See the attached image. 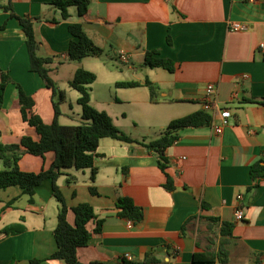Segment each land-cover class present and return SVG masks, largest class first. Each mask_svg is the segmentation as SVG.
Listing matches in <instances>:
<instances>
[{
	"label": "crops",
	"instance_id": "crops-1",
	"mask_svg": "<svg viewBox=\"0 0 264 264\" xmlns=\"http://www.w3.org/2000/svg\"><path fill=\"white\" fill-rule=\"evenodd\" d=\"M8 1L0 0V74L8 73L13 80L0 107V143L6 145L19 144L25 136L39 140L35 128L15 107L17 84L34 99L35 112L46 123H52L55 115L52 90L30 69L22 26L3 8ZM52 1L12 0L18 15L41 17L35 21V33L41 43L40 55L54 59L51 75L71 64L66 60L73 39L70 24L83 25L103 54L74 62L72 78L80 68L100 69L108 75V94L95 101L100 93L94 83L91 103L107 112L135 141H100L94 183L91 169L75 168L66 170L57 181L70 209L90 203L98 220L104 221L102 231L79 249L80 260L120 264L123 257L143 260L152 252L159 264H264V176L257 181L258 188L249 191L254 185L251 166L264 162V105L248 102L264 99V53L260 48L264 44V0H89L84 16L71 7L68 20L61 19ZM234 23L246 28L234 31ZM154 50L174 63V72L144 66L146 54ZM104 56L125 69L111 65ZM130 81L140 86L116 85ZM147 81L157 88L154 101ZM209 84L217 87L208 99L213 105L208 110L213 123L183 130L167 150L166 173L175 186L167 190V175L159 168L157 154L141 142L157 139L174 119L204 110ZM66 101L67 94L64 106ZM68 106L71 113L61 110V117H80L78 107ZM224 110L231 117L218 134L214 127L222 124ZM54 160V152L24 154L19 165L25 172L39 173ZM90 186L96 187L98 195L90 192ZM239 194L244 197L241 203ZM123 197L143 208L142 223L135 225L117 215L116 205ZM239 204L244 210L242 221L235 219ZM59 210L50 180L37 188L33 203L19 186L0 189V232L12 225L24 227L23 232L0 240V264H32V260L67 264L49 260L58 248L54 230ZM68 219L75 223L72 210ZM224 223L233 224L232 236L223 235ZM95 227L96 222L89 223L90 230ZM222 247L227 256L221 253ZM195 254L213 260L195 262Z\"/></svg>",
	"mask_w": 264,
	"mask_h": 264
},
{
	"label": "trees",
	"instance_id": "trees-1",
	"mask_svg": "<svg viewBox=\"0 0 264 264\" xmlns=\"http://www.w3.org/2000/svg\"><path fill=\"white\" fill-rule=\"evenodd\" d=\"M59 10L61 19L68 20L71 17L70 8L76 7L80 17L88 12L89 0H53L51 3ZM10 13V18L17 19L26 35V45L30 57V69L39 74L46 86L52 90L53 97H58L54 101V120L52 123H46L40 115L35 112V101L29 96L21 85L17 84L19 90V99L15 104L23 120L31 127L35 128L39 135V140L25 136L19 144L0 143V158L3 161V169L0 170V189H6L13 186H19L24 194L29 196V202L33 203L37 188L45 180H50L53 184V196L60 205L58 214V223L54 230V236L57 242V250L49 257V260H62L67 264H105L100 262L83 263L79 258V249L88 245L94 233L102 231L103 220H98L94 207L90 203H80L73 208H69L63 192L57 184L58 179L65 174L68 169L77 170L91 169V181L95 182L98 174V168L95 165V159L99 155L100 141L104 138H112L125 143H134L135 141L118 128L113 118L105 111H100L91 103V86L96 82L95 73L78 69L73 79L70 81L71 88L80 93L78 103L82 108V123L79 125H62L60 117L62 115L60 103L64 102L66 92L59 90L51 76L54 59L44 57L39 53L41 43L38 41L35 33V21L41 17H30L18 15L14 8L12 0L3 7ZM58 23V21H55ZM6 24L1 26L4 29ZM69 32L73 39L70 41L67 61H81L87 57H100L103 49L100 48L85 31L81 23H73L69 26ZM167 41L172 44L171 36H167ZM157 50L146 54L144 66L151 68H163L169 72H174V63L166 58L159 56ZM13 83L8 73L0 74V107L5 101V92L9 84ZM118 87L135 88L140 83L135 81L118 82ZM150 89L151 100L157 93V88L150 82H146ZM250 103L264 105L262 100H250ZM213 116L207 110H201L181 118L171 121L162 134L155 140L141 144L148 150L154 151L158 156L160 170L167 175V190H174L175 186L172 178L166 173L169 165L167 150L173 146L181 137V132L187 128H197L211 126ZM48 152L55 153V160L51 167L42 170L39 173L25 172L21 170L19 162L24 154L34 156H44ZM264 176V162H258L251 166L250 177L254 185L249 191L258 188L257 181ZM90 192L98 195L95 186H90ZM117 215L120 218L131 221L137 225L143 222L145 213L143 208L137 206L135 202L128 197L120 198L117 202ZM72 210L75 215V223L71 224L68 219L69 211ZM96 222L94 230L89 229V223ZM226 230L223 235L232 236L233 224L224 223ZM24 231L22 225H12L0 232V240L10 235H15ZM224 245V244H223ZM221 253L227 256L226 250L222 247ZM195 262H211L213 257L206 254H195ZM40 260H32V264H38ZM160 260L152 253H148L143 260L129 259L123 257L120 264H159Z\"/></svg>",
	"mask_w": 264,
	"mask_h": 264
},
{
	"label": "rangeland",
	"instance_id": "rangeland-1",
	"mask_svg": "<svg viewBox=\"0 0 264 264\" xmlns=\"http://www.w3.org/2000/svg\"><path fill=\"white\" fill-rule=\"evenodd\" d=\"M106 58H103V59H107V61L109 63H111V65L113 64L115 67H118L119 69H125V65H123L122 63L120 62H111L107 56H104ZM74 62H71V64H66L60 71L59 74H53L51 75L55 82H56V85L57 87H59L60 89H62L63 91L66 92L67 94V103L68 105L69 104H72L74 107H78V109H80V113L82 115V108L81 106H78L77 104V96L80 95V93L75 90L74 88H71L69 86V83H68V80H72V70H73V64ZM91 68H95V67H91ZM97 73L94 72V71H91L93 73L96 74L97 76V80H96V90L100 93H96V97H95V101H102L103 98L108 94L107 90H108V85L106 84V81H107V78H108V75H106L105 73L101 72L100 69H96ZM120 73V72H119ZM72 78V79H71ZM54 101H58V97H55ZM64 106L63 105V102L60 103V108L62 110V112L64 111H67L69 113H71L70 111V108L69 106ZM80 105V104H79ZM69 109V110H68ZM79 112V111H78ZM81 115L80 117H78V115H74V114H70L71 117H67V116H62L61 119H60V123L62 125H79L82 123V118H81Z\"/></svg>",
	"mask_w": 264,
	"mask_h": 264
},
{
	"label": "built area",
	"instance_id": "built-area-1",
	"mask_svg": "<svg viewBox=\"0 0 264 264\" xmlns=\"http://www.w3.org/2000/svg\"><path fill=\"white\" fill-rule=\"evenodd\" d=\"M246 27L245 25L242 24H231V29L234 31H240V30H244ZM262 52L264 53V44H261L260 46ZM122 58H124V61H126L125 56H122ZM217 91V87L215 84H209L206 87V101L204 104V109L205 110H210L212 108V103L208 100L210 99V97L212 95H214ZM231 117V112L228 110H224L221 112V118H222V124L219 126H215L214 129L216 131V133L221 134L223 132V128L229 124L228 119ZM237 200L239 201V203H241L244 200L243 195L239 194L237 196ZM235 219L237 221H242L244 219V210L243 207L241 206V204L238 205L236 212H235ZM131 259V258H129Z\"/></svg>",
	"mask_w": 264,
	"mask_h": 264
}]
</instances>
